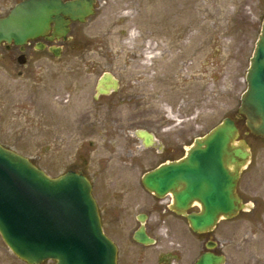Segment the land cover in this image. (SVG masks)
Wrapping results in <instances>:
<instances>
[{"label":"rangeland","instance_id":"1","mask_svg":"<svg viewBox=\"0 0 264 264\" xmlns=\"http://www.w3.org/2000/svg\"><path fill=\"white\" fill-rule=\"evenodd\" d=\"M263 18L264 0H98L96 15L74 33L61 58L35 56L22 76L16 62L0 59V141L52 176L84 171L94 182L105 229L121 244L120 262L154 264V258L138 261L142 247L128 241L139 210L114 208L120 198L135 203L147 194L142 174L163 158L139 147L136 131L147 129L159 142L187 149L224 118L236 119ZM140 30L178 39L184 62L126 63ZM119 68L133 97L123 98L124 91L95 99L101 75ZM236 121L252 152L238 185L248 208L222 220L211 235L223 245L227 264H264V138L252 134L244 118ZM129 146L143 158L140 168L124 164ZM107 202L113 206L105 208ZM174 228L173 234L164 225L161 231L176 240L181 224ZM185 241L192 245L191 238ZM151 249L142 250L150 257ZM0 264H26L1 235Z\"/></svg>","mask_w":264,"mask_h":264},{"label":"water","instance_id":"2","mask_svg":"<svg viewBox=\"0 0 264 264\" xmlns=\"http://www.w3.org/2000/svg\"><path fill=\"white\" fill-rule=\"evenodd\" d=\"M55 0H32L0 20V39L17 43L43 34L57 14ZM58 23V20L56 19ZM110 81V84H106ZM248 88L239 114L248 128L264 137V23L247 75ZM116 88L110 73L101 78L98 91ZM145 145L153 135L139 132ZM235 121L225 118L198 138L181 161L164 164L143 179L147 189L162 196L172 190L175 209L185 213L198 201L202 210L187 214L194 231L212 229L219 219L233 217L245 205L236 193L243 166L250 158L249 145L239 141ZM184 185L180 191L176 188ZM0 232L11 250L30 264H118L117 246L103 231L91 181L82 173L68 171L51 177L27 157L0 143ZM138 239L147 241L142 232ZM222 256L206 253L196 264H221Z\"/></svg>","mask_w":264,"mask_h":264},{"label":"flooded vegetation","instance_id":"3","mask_svg":"<svg viewBox=\"0 0 264 264\" xmlns=\"http://www.w3.org/2000/svg\"><path fill=\"white\" fill-rule=\"evenodd\" d=\"M3 1L0 2V19L7 17L16 5L26 0H6L4 3H2ZM60 1L62 4H64L75 0ZM89 1L93 2V6L90 10H92L94 13L91 16H85L84 21L80 20L81 18L79 17L74 18L72 15L63 13L61 14V17L64 18L66 26L68 27V32L66 34H59L58 30H56L55 28V23L53 22L51 24L50 30L47 33L37 38L28 39L26 43L17 44L15 40L0 41V47H2L3 49V52L0 55L1 61L5 63H8L9 61L13 63L16 62L18 64V67L20 68L19 75L22 76L24 74L23 68H25L28 65L29 61L35 56L50 55L55 57L56 59L61 58L63 54L68 51L69 45L73 41L74 33L78 31L82 25L86 24L89 19L97 13L98 0ZM127 30L128 29L126 28L125 31ZM124 33L127 35V32ZM168 36L169 35L167 34H165L164 36L161 34H145L143 30H140L136 37L132 39L133 46L132 50L126 54V63L128 61L140 63H146L147 61L153 63L154 61H159L166 63L168 61L170 62L171 59L174 61L175 58H180L182 59L181 61L184 62L182 53H179L182 52V50L176 48V44H179L178 39L176 40L174 38L173 40H170ZM119 69L121 70V72L119 70L115 74L113 73L115 78L118 80L117 88L112 90L109 94L100 95L97 99H100L102 96H110L111 94L119 95L124 91L125 92L122 95L123 98H131L132 95L126 93L127 91L125 79L122 73V71L124 70L121 68ZM129 88L132 89L131 86ZM139 147L144 149H153L158 154L163 155V158H160V160L150 169L155 168L162 163L178 160L182 158L187 152V149H185L183 143L178 142L176 144H173L167 140L163 142H159L158 140L156 145L151 148H145L141 141V145ZM180 150L182 151V154H178ZM128 152L129 153H127V159H124V164H130L132 169L135 165L136 166L134 168H140L141 164L143 163V158H141L137 154L136 150H134L132 146H129ZM132 152L136 153L132 154ZM144 173L142 174V177ZM143 189L145 190V188ZM145 191L147 192V194H142L140 197H137L135 203L130 202L135 201L133 199H127L124 203V198H120L118 205L114 207L115 209L121 208V211L125 209L127 210L129 208L132 211L139 210L135 216L137 226L128 241L129 243H135L139 245L140 247H142V249L143 247H152V249H154V252L152 256L150 255L149 257L144 253L142 249L137 251L136 256L138 257V261L142 262L146 259L149 260V258H154V264H194L205 252L211 251L215 254H224L223 245H219V242L215 240L211 235L214 230L196 234L192 233L194 236L186 238L185 233L187 232L188 234V232H190L191 230L189 231V228L186 229L185 227L188 225L186 216L178 214L174 209H172L174 198L171 193L168 192L164 197L160 198L154 193H151L147 190ZM111 206H113L112 203L107 202L105 204V208L107 209ZM100 208L101 213H103V208L101 206ZM199 209V205L193 204L190 207L189 211H199ZM179 223L181 224L182 235L177 237L176 240L172 238L169 239L170 233L163 234L164 232L161 231V228L164 225L168 228V231L170 229L171 234H173V232H175L174 227ZM142 225H144L147 234L155 238L154 243L143 244L139 243L135 239V232L139 230ZM189 238L192 239V245H188L189 243L186 244L185 240ZM118 245L120 261V259H122L123 251L121 244L118 243ZM193 246L196 247L195 252L189 257L186 252L188 248ZM224 255L225 261L223 264H227L228 257L226 254ZM120 264H123L122 261L120 262Z\"/></svg>","mask_w":264,"mask_h":264}]
</instances>
